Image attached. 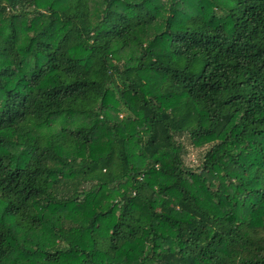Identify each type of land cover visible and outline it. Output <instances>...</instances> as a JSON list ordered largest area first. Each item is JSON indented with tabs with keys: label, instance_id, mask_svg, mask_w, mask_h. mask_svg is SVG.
I'll list each match as a JSON object with an SVG mask.
<instances>
[{
	"label": "trees",
	"instance_id": "trees-1",
	"mask_svg": "<svg viewBox=\"0 0 264 264\" xmlns=\"http://www.w3.org/2000/svg\"><path fill=\"white\" fill-rule=\"evenodd\" d=\"M0 264H264V0H0Z\"/></svg>",
	"mask_w": 264,
	"mask_h": 264
},
{
	"label": "rangeland",
	"instance_id": "rangeland-1",
	"mask_svg": "<svg viewBox=\"0 0 264 264\" xmlns=\"http://www.w3.org/2000/svg\"><path fill=\"white\" fill-rule=\"evenodd\" d=\"M180 140L184 143V145L187 149V153H186V155H184L185 165L189 169H198V167H200V165H201L204 154L206 153V151L208 149V146H205L202 148H196L191 144V142L187 136L180 138Z\"/></svg>",
	"mask_w": 264,
	"mask_h": 264
}]
</instances>
